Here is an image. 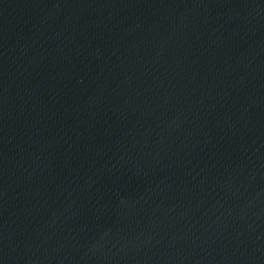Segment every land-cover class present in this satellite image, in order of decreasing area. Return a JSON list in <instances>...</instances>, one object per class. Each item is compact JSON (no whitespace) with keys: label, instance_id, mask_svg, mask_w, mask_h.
I'll return each mask as SVG.
<instances>
[{"label":"water","instance_id":"water-1","mask_svg":"<svg viewBox=\"0 0 264 264\" xmlns=\"http://www.w3.org/2000/svg\"><path fill=\"white\" fill-rule=\"evenodd\" d=\"M0 264H264V0H0Z\"/></svg>","mask_w":264,"mask_h":264}]
</instances>
